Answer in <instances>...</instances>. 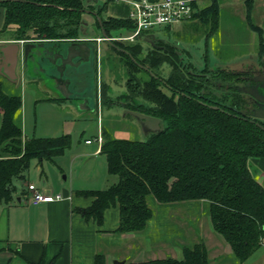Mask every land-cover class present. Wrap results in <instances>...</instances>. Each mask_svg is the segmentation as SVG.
I'll return each instance as SVG.
<instances>
[{
  "label": "trees",
  "instance_id": "16d2710c",
  "mask_svg": "<svg viewBox=\"0 0 264 264\" xmlns=\"http://www.w3.org/2000/svg\"><path fill=\"white\" fill-rule=\"evenodd\" d=\"M63 3L65 8L59 16L68 15L67 7H81V0ZM193 5L195 12L189 24L208 25L209 34H213L219 22L218 2L211 0L202 8L196 2ZM6 7L0 30L16 24L23 31L33 24L39 36L58 38L56 8L21 1L9 2ZM71 16H77L78 21L79 15ZM250 18V9L246 8L248 23ZM101 26L109 35L113 30L129 32L133 27L127 18L113 17H106ZM112 44L127 52L118 54L130 66L144 71L149 79L145 86L155 91L154 107L129 102L126 109L159 118L163 129L142 140L117 139L102 130L100 152L105 156L107 173L115 181L103 190L79 192L91 197L92 202L77 212L100 226L104 210L117 205L119 223L115 232L128 234L143 231L152 217L148 196L158 203L203 201L213 232L240 263L246 262L264 246V186L256 179L264 173V129L195 99L193 93H199L200 80L191 74L194 69L189 64L170 59L171 55L179 60L175 50L160 45L143 52L139 44ZM162 63L171 67L166 78L153 72ZM159 86L168 89L170 95L162 93ZM20 108V97L6 95L0 83V203L14 200L15 185L27 181L31 161H52L71 144L69 134L23 140L17 122ZM181 253V258L168 256L124 264H208V253L201 242L183 247ZM94 264H106L104 256L96 254Z\"/></svg>",
  "mask_w": 264,
  "mask_h": 264
},
{
  "label": "rangeland",
  "instance_id": "374dc122",
  "mask_svg": "<svg viewBox=\"0 0 264 264\" xmlns=\"http://www.w3.org/2000/svg\"><path fill=\"white\" fill-rule=\"evenodd\" d=\"M206 3L205 1L198 5L203 6ZM245 7L251 9L250 23L245 21ZM95 9L100 11L98 14L101 19L107 17L106 13L126 14V9L116 5L114 1L105 3V0H96ZM87 19L90 34L79 36L87 37L97 34V27L95 28L92 24L94 22L92 15ZM26 28L22 31L16 24H7L4 29L0 30V35L3 40L12 41L37 37L33 24H28ZM103 33L108 36L105 31ZM116 33L114 30L111 32L112 36L118 35ZM127 34L128 31L120 36H127ZM152 34L157 39L165 41L160 45L180 54L179 60L171 55L170 59L175 63L189 64L194 69V73L206 70L210 66H241L250 58L264 56V0H246L245 3L244 0H236L232 8H221L218 29L213 34H209L208 25L200 23L190 25L189 22L175 23L169 27L158 26L152 29ZM104 42L101 50H97L96 105L97 114L99 110L98 115L94 109V100L93 110H85L76 100L49 101V98H55L54 92L45 90L49 88L41 83L40 77L32 76L29 72L28 75H24L21 64L17 71L18 83L12 84L0 77L3 92L6 95L20 97L21 108L17 122L21 125L23 137L26 139L51 138L70 134L71 150L84 145L85 140H92L96 143L95 138L99 134L100 127L110 134L116 131L119 136L125 132L127 139H144V134L138 129L137 121L124 113L126 109L124 105L131 102L133 106L154 107L155 103L152 100L156 98L155 91L145 86L144 82L149 79L144 71L130 66L125 58L110 49V45ZM134 44L141 45L143 52L150 50L148 49L150 47L143 41L136 40ZM153 70L160 77L166 78L171 67L168 63H162L155 66ZM158 88L165 95H170L169 90L164 86ZM97 117L100 119L99 122ZM43 165V169L46 166V170L47 166H52L47 161H43ZM36 166L37 161H32L27 176H32V181L40 184L45 178L39 175ZM49 168L52 170L53 167ZM51 179L50 174L48 181ZM256 179L264 186V173L256 175ZM147 205L152 211V217L143 231L131 233L132 237L126 241L128 245L123 243L117 245L119 254L122 253L121 258H133L139 251L144 254L146 251H141L143 246H149L147 251L149 255L168 257L173 253L176 255L178 252L181 253L185 246L201 242L209 251L208 256L217 258L210 264L240 263L230 249L229 251L223 250L224 255H222L217 243L220 237L212 231L206 202L158 203L148 196ZM225 245L229 248L226 243ZM251 257L252 260L253 258L261 259L254 260L250 264H263L264 256H259L257 253Z\"/></svg>",
  "mask_w": 264,
  "mask_h": 264
},
{
  "label": "crops",
  "instance_id": "0c3cea01",
  "mask_svg": "<svg viewBox=\"0 0 264 264\" xmlns=\"http://www.w3.org/2000/svg\"><path fill=\"white\" fill-rule=\"evenodd\" d=\"M205 1L207 2L205 5H198ZM210 1L195 0L198 8L208 5ZM216 1L219 4V15L221 8H232L236 2V0ZM115 3L118 6H123L126 9V14L110 15L106 13L107 17L126 18L129 9L128 6L121 2ZM250 16H252L251 13ZM245 21H247L246 13ZM96 30L97 34L94 36H78V38L81 40H94V38L103 37L101 31L98 28ZM123 32L126 31L122 29L116 33L119 36H112L110 34L108 37H122L120 35ZM87 34H90L88 32V25L85 35ZM35 36L37 37L34 39L24 38L16 39L18 41H12L3 40L2 35H0V44L36 42L38 39L43 38V36H39L38 34ZM104 41H101L99 44L92 41L95 45L96 53L97 50H101L103 42L109 44V48L115 50V52H120L117 46L111 44V41ZM17 71L18 68L16 70V83H18L19 79ZM0 77L6 80L1 75ZM53 94L55 98L51 97L48 99L51 102L66 100L61 98L56 92ZM95 111L96 115H98L97 108ZM97 119L99 122V117ZM138 129L143 133L140 126ZM102 130L100 127L98 134L100 137ZM124 133L119 136L116 131H113L111 135L117 139H127ZM96 138V143H93L92 140L90 143H86L85 140L84 145L78 146L74 150H71V143L70 147L63 154L55 157L52 161H47L49 165H52L47 166V170L46 166L43 169V162L41 164L37 163L36 170L39 171L40 176H44L46 182L42 180L40 184H37L32 181V176H27V183H16L17 190L14 195V200L10 203H0V264H94L96 254H102L106 264H112L114 260H123L125 263L165 257H158L154 254L149 255L147 253L149 246H143L141 251L145 250L146 254L139 251L133 258H121L122 253L119 254L117 245L121 243L128 245L126 241L132 237V234H119L115 232L119 223V207L117 205L110 206L104 210L103 221L100 226H97L93 219H83L77 212V209L85 208L92 202L91 197L80 195L79 192L103 190L115 181V177L107 173L105 156L100 152L102 139L99 142ZM24 139L26 137H23ZM49 167H53L51 168L52 170ZM50 174L53 180L48 181V175L50 177ZM29 183L42 190L45 195L57 194L61 196V199L49 203H26L23 196L26 191V186ZM217 243L222 255H224L223 250L226 251L227 249L229 251V248H227L222 238L217 239ZM207 253L209 254V251ZM257 253L259 256H264V246H261L252 256ZM181 255L182 253L178 252L177 255L173 253L169 257L181 258ZM216 259L214 256H208V264L214 262ZM253 259L258 260L261 258ZM254 260L251 257L246 261H249V263L244 262L239 264H250Z\"/></svg>",
  "mask_w": 264,
  "mask_h": 264
},
{
  "label": "flooded vegetation",
  "instance_id": "af4514ba",
  "mask_svg": "<svg viewBox=\"0 0 264 264\" xmlns=\"http://www.w3.org/2000/svg\"><path fill=\"white\" fill-rule=\"evenodd\" d=\"M14 1L27 2L36 6H51L58 10V25L56 29L58 38H48L43 36V38L37 40L38 42L48 44L76 43L77 40H79L78 36L80 34L87 33V17H89L90 15H92L94 19V22L92 24H94L95 28L98 24V29L101 31V33L104 32V29L101 26V21L104 19H101L99 17L98 12L100 11H97L95 9L96 0H81L80 8L67 7L66 11L68 12V15L66 16H59V13L61 11H64L65 8L63 3L64 0H57L56 2L55 0H42L40 2L31 0H0V8H3V21L6 16V4ZM76 14L79 15L78 21L76 18L77 16H74ZM71 15H73L74 17H72ZM98 18L100 19V21H98ZM76 21L78 23L75 24ZM73 30L74 33L70 35L69 33ZM136 40L145 42L150 47L148 49L154 47L160 48L159 42H165L163 40L157 39L152 34V32L143 33L140 36L136 37L130 43L134 44ZM112 42H119L121 44L126 43L124 41ZM118 50L120 52L127 53L122 48L118 47ZM97 61L96 48L93 44L92 65L88 74L89 77H87V75L86 77L88 78V83H93L91 91H93V100L95 101V107L97 106ZM27 67L30 75L41 78V75L39 74V66L36 60L30 59L27 63ZM191 74L198 77L200 80L201 89L199 90V93H193L195 99H199L201 102H203V104L211 108L220 109L228 114H231L234 117L248 119L251 122L255 121L264 126V118H255V115L264 116V56H256L255 58H250L247 62L242 63L241 66L237 67L210 66L206 70H201L198 73ZM44 86L57 93V90L55 89L57 86H55L54 83L46 81V84H44ZM124 110L129 109L127 108Z\"/></svg>",
  "mask_w": 264,
  "mask_h": 264
},
{
  "label": "water",
  "instance_id": "95a60500",
  "mask_svg": "<svg viewBox=\"0 0 264 264\" xmlns=\"http://www.w3.org/2000/svg\"><path fill=\"white\" fill-rule=\"evenodd\" d=\"M2 21L1 7L0 27ZM101 35L106 37L103 32ZM92 41L79 39L74 44H48L38 41L0 44V75L7 81L16 83V70L19 64L22 66L23 74L28 75L27 63L30 59L36 60L41 83L46 84V81L54 83L61 98L79 101L85 110H93V91H91L93 83H88L87 78L93 58ZM124 113L137 121L145 137L149 134H157L163 129V123L159 118L130 110H124ZM255 118H264V116L255 115ZM253 122L264 129L260 123ZM112 264H124V261L114 260Z\"/></svg>",
  "mask_w": 264,
  "mask_h": 264
},
{
  "label": "built area",
  "instance_id": "2783aa9c",
  "mask_svg": "<svg viewBox=\"0 0 264 264\" xmlns=\"http://www.w3.org/2000/svg\"><path fill=\"white\" fill-rule=\"evenodd\" d=\"M121 2L128 6L126 18L131 22L132 29L127 36L122 37H98L94 42L101 41H133L143 33L152 32L158 26H171L175 23L188 21L195 12L193 2L195 0H109ZM98 46V45H97ZM99 112V110H98ZM99 142L101 137L96 138ZM90 143V140H86ZM24 201L29 204L49 203L61 199L60 195H45L42 190L33 184H27L24 193Z\"/></svg>",
  "mask_w": 264,
  "mask_h": 264
}]
</instances>
